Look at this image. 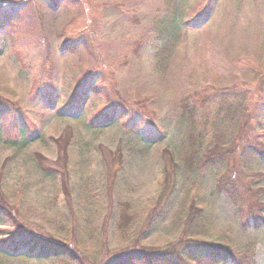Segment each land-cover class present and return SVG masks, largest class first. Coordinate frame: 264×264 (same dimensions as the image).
Listing matches in <instances>:
<instances>
[{
	"label": "rangeland",
	"instance_id": "374dc122",
	"mask_svg": "<svg viewBox=\"0 0 264 264\" xmlns=\"http://www.w3.org/2000/svg\"><path fill=\"white\" fill-rule=\"evenodd\" d=\"M227 96L248 126L241 138L238 124L226 127L238 145L225 183L216 188L218 170L185 169L147 228L164 169L184 162L190 132L211 131L202 117ZM189 98L199 103L194 126L182 115ZM113 110V121L90 125ZM255 149H264V0H0V201L20 227L67 239L77 254H9L2 239L24 232L2 216L0 264H103L128 249L165 250L192 208L211 221L203 239L252 244L264 264V224L243 227L250 209H264Z\"/></svg>",
	"mask_w": 264,
	"mask_h": 264
},
{
	"label": "trees",
	"instance_id": "16d2710c",
	"mask_svg": "<svg viewBox=\"0 0 264 264\" xmlns=\"http://www.w3.org/2000/svg\"><path fill=\"white\" fill-rule=\"evenodd\" d=\"M197 96L200 97V94ZM202 99L203 98H201V101ZM233 99L234 96L231 99L228 96L221 98L219 104L217 106L215 105L213 119L210 118L207 113L203 115V126H207L208 124L211 125V131L206 130L205 133L198 132V135L194 132H190V153L186 154L184 162L182 164L176 162L175 168L171 170L164 169L166 180L162 184L160 190L159 198L161 200H158L153 208V213L156 212L160 204H162V206L155 215L152 213L151 218L146 222L147 228L154 226L156 217L165 212L166 207L169 205L168 202L170 201V197L176 194L178 189L177 183L186 170L194 174H207L212 170H218L216 188L218 189L219 186L225 183L222 180L223 178L220 177L224 169L229 167V156L238 145V135L239 138L244 136L248 126L247 121V123L245 122L244 124V129H241L243 121L241 115L243 110L238 101L235 102V104L238 105L239 114L236 110H233ZM208 103L209 100H207V98L202 102L203 106H206V108L207 105H210ZM197 104H199L197 99L193 100L189 98L186 102H182L181 106L183 108V117L188 118L193 126L198 122V118L196 119L195 116L197 110L194 106ZM115 116L116 112L113 110L108 114H102L92 119L90 125L102 126L106 124L107 121H113ZM234 123L239 125V130L235 132L238 134L237 137H235L233 133H229V130L226 129L228 125H233ZM232 128H234V126ZM198 143L199 146L197 147ZM255 151L256 155H259L261 158L264 157V149H255ZM168 153L171 154V158L174 157L172 152L168 151ZM40 159L44 161L41 156ZM65 182L67 183V181H64V183ZM66 188L68 191V187ZM168 190L170 192H168ZM164 197H166V200ZM122 207L118 226L126 230L132 219V215L129 213L130 204L123 203ZM205 215L206 213H204L202 208L197 210L192 208L188 211L185 227L182 231L183 236L179 240L177 246L158 251L128 249L115 255L103 264H256L255 251L252 244L251 246L239 247L234 250L231 245L212 239H203L201 231H203V229H208V226L211 224L209 217H205ZM2 216H7L11 220L13 226L20 228L19 232H24L18 237L15 234L16 237H14L15 235H11L2 239V242L6 244L5 249L9 254L18 255L20 252L25 251L31 255L37 253L44 257L52 256L55 258L67 259H75L77 257L76 250L70 243L66 242L67 239H55L54 237L32 232L24 226L20 227L18 224L22 217L21 215H19V217L17 216V209L15 211L14 206L12 207L8 200H6V202L0 201V218ZM247 217L248 218L243 223V227L247 228L252 225V227L258 229L264 224V209L259 208V206L256 209H250ZM142 229L144 230V228H141V225H139L135 231L138 232ZM15 232L16 231H12L10 234Z\"/></svg>",
	"mask_w": 264,
	"mask_h": 264
}]
</instances>
